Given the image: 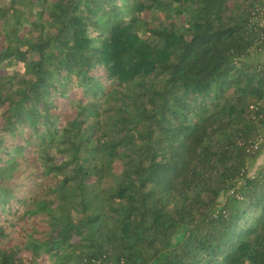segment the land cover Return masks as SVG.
Here are the masks:
<instances>
[{"label":"trees","instance_id":"trees-1","mask_svg":"<svg viewBox=\"0 0 264 264\" xmlns=\"http://www.w3.org/2000/svg\"><path fill=\"white\" fill-rule=\"evenodd\" d=\"M263 21L264 0H0V264H264Z\"/></svg>","mask_w":264,"mask_h":264},{"label":"rangeland","instance_id":"rangeland-1","mask_svg":"<svg viewBox=\"0 0 264 264\" xmlns=\"http://www.w3.org/2000/svg\"><path fill=\"white\" fill-rule=\"evenodd\" d=\"M66 101H68V99H66ZM29 131L30 130H28L27 128H23L21 131L18 132V135L15 138L8 137L7 141L8 142H14V143H25L24 135ZM257 150L258 151H257L255 157L249 159L248 163H247V173L249 175H255L257 169H259V167L264 164V137L258 139ZM32 151L33 150L31 149V147L26 146L22 153L23 154L24 153L25 154H32ZM12 153L19 156V154H17L16 152H12ZM23 165H25L24 167L26 170H28L30 168V165H28L27 163L23 164ZM220 200L221 201L223 200L222 196H220ZM41 259L46 260L47 262H50V263H52V261H53V257H50L48 259L45 256H43Z\"/></svg>","mask_w":264,"mask_h":264},{"label":"crops","instance_id":"crops-1","mask_svg":"<svg viewBox=\"0 0 264 264\" xmlns=\"http://www.w3.org/2000/svg\"><path fill=\"white\" fill-rule=\"evenodd\" d=\"M251 58H252V59H260V58H264V47H263V49H262L260 52H258V53H253V54L251 55Z\"/></svg>","mask_w":264,"mask_h":264},{"label":"built area","instance_id":"built-area-1","mask_svg":"<svg viewBox=\"0 0 264 264\" xmlns=\"http://www.w3.org/2000/svg\"><path fill=\"white\" fill-rule=\"evenodd\" d=\"M257 146H258V145H257V144H255V145H254V148H257Z\"/></svg>","mask_w":264,"mask_h":264}]
</instances>
